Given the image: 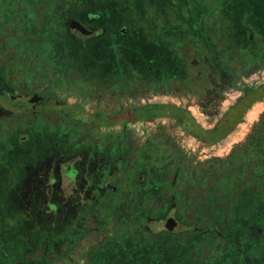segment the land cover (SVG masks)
<instances>
[{
	"label": "flooded vegetation",
	"instance_id": "1",
	"mask_svg": "<svg viewBox=\"0 0 264 264\" xmlns=\"http://www.w3.org/2000/svg\"><path fill=\"white\" fill-rule=\"evenodd\" d=\"M168 1L149 0L145 23L127 33L106 31L104 1L50 0L51 26L26 39L24 0H0V97L10 102L0 100V123L18 115L21 154L29 150L27 165H36L19 199L43 200L52 227L83 241L89 202L112 197L116 230L131 236L134 252L187 249L214 264H264V110L232 140L243 123L237 112L258 101L263 83L225 106L235 80L244 86L245 73L264 70V27L238 20L229 0ZM94 46L115 54L113 73L73 58ZM25 47L49 55L26 57ZM120 91L166 101L123 107Z\"/></svg>",
	"mask_w": 264,
	"mask_h": 264
},
{
	"label": "trees",
	"instance_id": "2",
	"mask_svg": "<svg viewBox=\"0 0 264 264\" xmlns=\"http://www.w3.org/2000/svg\"><path fill=\"white\" fill-rule=\"evenodd\" d=\"M88 1L89 8H100V2L103 0ZM105 1L107 2L108 0ZM49 2L50 0H24L23 8L25 12H29V14H22L24 18L23 32L26 39L32 35H35L36 39L41 38L42 33L51 26L50 9L52 5ZM259 2L261 0H250L247 4L256 5ZM35 8H38V12ZM16 9L17 6H10L9 17L16 14L15 11H12ZM18 14L21 15L19 12ZM105 17H109V14H105ZM236 18L240 20L239 17ZM108 21H111V19H106L105 25L109 24L107 23ZM9 22L8 25L11 24L10 18ZM29 24H32L30 26L31 30H27ZM121 24H123V20L120 17H116L115 24L112 26L116 28L117 25ZM252 24L256 26V22ZM105 27L106 31L109 30L108 25ZM36 50H44V52L38 53ZM48 50L49 47L44 49L25 47L24 54L27 57L49 55ZM18 133V129L14 126L0 128V159H6L9 153L16 156L12 160L7 161V166L5 165L7 172L10 167L14 166L13 172L9 173L10 176H16L14 172L18 170L19 163L22 162V142ZM7 172L6 178L8 176ZM6 183L8 182L0 181V264H70L71 256H68L67 253L74 246H77L79 240L74 238L75 233L72 232L70 234L69 230L57 229L58 227L53 228L49 223L44 225L40 223L38 225L33 222L31 215L34 214L29 211L22 213V206L18 207L16 203V200L19 199L17 189L12 196L10 194L12 192L11 189L3 193L2 187ZM111 201H113L112 197H106L103 201L94 200L89 202L88 230L92 229L93 221H97V225L105 226V224L108 225L113 222V219H116L117 207ZM24 218L25 220H23ZM70 235L72 239L68 238ZM130 237L113 229L105 238L89 243L80 257L84 259V262L76 261L75 264H214L210 261L208 255L189 252L187 249L182 252L176 251L169 254L158 252L159 254L154 253L152 256L147 257V252L144 250H137L136 248L134 252L131 249ZM123 240L126 243H123ZM64 246L66 254L58 252V255H53L57 250L63 251ZM121 248H123V252Z\"/></svg>",
	"mask_w": 264,
	"mask_h": 264
},
{
	"label": "rangeland",
	"instance_id": "3",
	"mask_svg": "<svg viewBox=\"0 0 264 264\" xmlns=\"http://www.w3.org/2000/svg\"><path fill=\"white\" fill-rule=\"evenodd\" d=\"M104 1V0H103ZM248 1L250 0H229V2H231V5L233 6V10L235 13L236 17H239L240 20H243L245 23L252 24L253 21L256 22L257 24H262L260 25L261 27H264V0H261V2H259L256 5H248ZM149 2V0H108L107 2L105 1L104 7L109 8L112 12L111 15H109L108 18L106 19H111L110 23L107 24L109 26V29L111 28V26L113 24H115L116 21V17H120V19L123 20V24L121 25H117L118 28H123L124 31L131 32V30L133 29L134 25L136 23H139L141 25H143L145 23L144 19H145V4H147ZM175 0H169L168 1V5L175 7ZM247 4V6H246ZM38 7V6H37ZM244 7V8H242ZM238 10V12H237ZM113 14V15H112ZM121 14V15H120ZM120 15V16H119ZM234 16V17H235ZM234 20V19H233ZM125 21V22H124ZM262 22V23H261ZM108 23V22H107ZM235 20L233 22V25L235 26ZM100 24L103 23H96L94 26V30H96L97 28L100 27ZM105 25V26H107ZM97 26V28H96ZM114 26V25H113ZM258 26V25H257ZM260 26H258V29L260 28ZM16 29V23L15 25L11 23V27L10 29ZM234 30V29H233ZM235 31V30H234ZM77 47V46H76ZM98 47H102V46H94L93 48L90 47L88 50H84L83 52H81L79 49L75 48L73 50V57L74 59L76 58H83V59H87L90 63L94 60L97 59L100 61V63H102L101 65H99L101 68L103 67H108L111 66L112 63V58L115 55L112 51L106 49L105 52L103 53H99L98 51H96L97 49H99ZM113 47H111L112 49ZM80 55V56H78ZM27 57V56H26ZM132 60H136L135 58H131ZM131 64H133V61H130ZM249 70V69H248ZM247 70V71H248ZM110 72H114L115 70L113 69V65L111 66V69H109ZM246 71V72H247ZM244 86L240 83V81L235 80L234 81V85H233V90L229 91L231 93V98H227L228 101H225V106L229 104L230 100L234 101L237 97V95H239L241 93V90L243 89V87H253L254 83L255 85H260L261 83H263L262 87L259 90H255V94L254 96L256 97V99H258V101L254 102L251 106H249V109H246L244 112H241L240 110L237 112V115H240L239 120L243 121V123H240L239 125L235 126L233 128V132H232V140H237L240 136H242L245 132L247 127L257 119L259 113L264 110V70L263 69H255L252 68V70L250 69V71H248L247 73H245L243 75V79H242ZM253 85V86H252ZM228 97V96H227ZM121 99V103L123 105V107H131L134 105V103H144L143 101H146L147 99L149 100H153L154 102H161V101H166V97L159 95L157 92H155L153 94V97H150V94L148 93V91H142L141 94H139L138 92H133V91H120V95H119V100ZM176 99V98H175ZM0 100L3 101L4 104L9 105L10 102L6 101L4 98L0 97ZM128 105V106H125ZM10 109L15 110V108H13L12 106H9ZM222 111L218 110L216 111V114H220ZM198 116L200 118L206 119L204 117V115H202V113H197ZM236 115V116H237ZM234 117V115H233ZM18 115L12 114L10 116L9 119V123L7 125H4L2 123H0V128L4 127V128H8V127H13L14 125L18 124ZM236 119V117H235ZM247 123V124H246ZM17 128V126H15ZM20 134V133H18ZM4 142H6L4 140ZM27 154V155H26ZM26 155V156H25ZM14 157H16L13 154H8L6 159L1 158L0 159V181H7L8 183H6V185H4L3 188V193L6 191H9V189H11V196L14 194V191L23 186H26L25 183V179L27 178V173L28 168L29 167H35L36 165L32 164V165H27V162H30L32 160V155L29 154V150H24V154L22 153L21 157H22V162L19 163L18 166V170L14 173H16V176H10V172H13V167H10V170H7V161L8 160H12ZM25 157V159H24ZM24 159V160H23ZM6 165V166H5ZM6 172H7V178H6ZM15 177V178H14ZM6 178V179H5ZM1 187V185H0ZM43 192H45L44 190H42ZM1 192V189H0ZM6 195V194H5ZM46 196L45 193H43L42 197ZM37 199H41L40 197H37ZM102 201L105 200V198L101 199ZM23 201L27 202V200L25 199H18L16 200V203L18 205V207H21L24 203ZM43 200H39L37 203L35 202H31L27 204H24L22 207V213H26L27 211L31 212L32 219L33 222L37 223L38 225L40 223H42V225L49 223L48 218H50V214L53 215V212H51V210L49 208H52V206L46 205V203L42 202ZM53 209V208H52ZM79 221L77 222L80 223V219L78 218ZM25 220V218L23 219ZM113 222H111L110 224H105L104 225H97L95 221H93V226L92 229L88 230V237L87 239H84L83 241H80L81 239L78 240L77 242V246H74L71 250H70V254H67L68 256H71V263L70 264H75V261H80V262H84V259L80 258L81 257V253L85 250V247L91 243V242H96L98 239L100 238H105L107 235H109V232L116 230V219L112 220ZM50 224V223H49ZM26 227V226H25ZM81 228H79L80 231ZM118 231V230H116ZM82 233V232H79ZM126 235V234H125ZM77 239V238H76ZM65 247V246H64ZM122 252H123V248ZM58 252H61V250H57L56 252H54L55 255H58ZM116 256V255H115ZM119 258V257H117ZM77 259V260H76Z\"/></svg>",
	"mask_w": 264,
	"mask_h": 264
},
{
	"label": "water",
	"instance_id": "4",
	"mask_svg": "<svg viewBox=\"0 0 264 264\" xmlns=\"http://www.w3.org/2000/svg\"><path fill=\"white\" fill-rule=\"evenodd\" d=\"M73 30L75 29V26H74V24L72 25V27H71Z\"/></svg>",
	"mask_w": 264,
	"mask_h": 264
}]
</instances>
